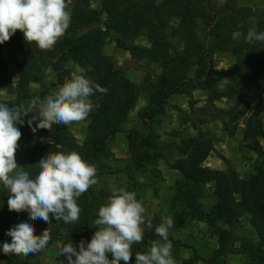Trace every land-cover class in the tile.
I'll return each mask as SVG.
<instances>
[{
  "label": "trees",
  "instance_id": "1",
  "mask_svg": "<svg viewBox=\"0 0 264 264\" xmlns=\"http://www.w3.org/2000/svg\"><path fill=\"white\" fill-rule=\"evenodd\" d=\"M93 1L98 2L99 9L92 7ZM255 1L258 6L251 8L239 5L236 0H66L71 6L70 26L52 50L43 51L35 43L27 44L19 30L10 38L9 43L20 54L15 64V88L3 61L2 49L6 42L0 44V90L14 98L1 103L10 107H27L36 96L44 100L45 92L35 93L31 85L42 82L45 70L53 71L56 82L62 85L72 78L69 65L83 67L88 78L108 90L106 94L97 92L91 97L100 107L86 119L87 131L81 144L62 129L52 127L33 132L27 121L34 112L24 118L23 125H18L22 132L19 144L32 145L23 168L32 177L38 174V162L48 152L75 151L96 165L98 183L78 199L82 211L77 224H65L55 218L50 224L41 220L30 221L27 212L9 211L7 191L0 185V256L6 259V264H41L32 256L5 255L2 251L5 241L11 243L6 232L21 222L32 223L35 235L48 229L51 239L43 250L58 242L89 241L97 229L94 220L98 218L99 208L112 194L100 187L99 178L117 173L103 163L114 158L110 149L112 140L124 134L132 173L152 165L162 156L154 126L173 96L190 95L196 90L205 91L209 101L219 100L222 96L220 76L213 66L216 53H227L234 58L232 72L238 77L245 74L251 81H257L258 76L264 74V43L246 41L249 30L264 32V0ZM201 28L205 30L202 39L199 36ZM112 34L117 48L159 66L161 72L154 83L146 80L137 86L115 68L113 59L104 53L105 43ZM141 37L147 47L133 45ZM242 83L250 86L247 80ZM141 96L147 103L141 116L147 129L145 134L124 129ZM35 126L33 123L32 127ZM243 139L248 148L264 161V150L260 146V141L264 142L261 116L247 122ZM177 150L179 158L173 169L180 174V181L175 185L169 213L173 228L183 229L191 221L203 222L209 227L219 224L214 228L217 248L209 259L202 260L204 264H226L232 255L242 257V264H264L262 168L258 167L254 174L241 178L234 170L221 172L204 167L211 146L203 137L183 141ZM127 180L135 183L132 174L127 175ZM207 184L213 186L212 202L208 205L203 201L205 191L202 190ZM244 216L248 217L252 238H242L236 248L234 231L240 227L239 222ZM146 225L143 241L133 245L130 264H135L136 252H146L152 241L160 239L155 233L159 224L151 230ZM169 240L177 264H197L194 248L195 257L186 259L177 251L185 245L179 240ZM109 259H112L110 254ZM120 264L124 262L120 261Z\"/></svg>",
  "mask_w": 264,
  "mask_h": 264
},
{
  "label": "clouds",
  "instance_id": "2",
  "mask_svg": "<svg viewBox=\"0 0 264 264\" xmlns=\"http://www.w3.org/2000/svg\"><path fill=\"white\" fill-rule=\"evenodd\" d=\"M70 22L71 11L66 0H0V44L9 41L19 30L27 44L35 43L40 50L49 51L65 35ZM246 41L264 43V32L249 30ZM76 73L45 100L36 96L27 107L0 103V185L9 193L8 210L27 212L30 221L50 224L55 218L65 224H77L82 211L78 199L98 183L96 165L75 151L48 152L39 160L40 170L35 177L27 171H17L20 166L16 153L22 137L18 125H23L30 113H37L27 121L36 132L50 129L53 124L84 121L100 107L91 97L97 92L106 94L108 90L88 78L83 67L77 66ZM145 211L134 191L113 189L99 208L98 218L94 220L97 231L90 242L82 239L74 245L69 240L59 255L66 257L67 264H120V261L130 264L133 245L144 238ZM146 226L152 229L150 220ZM172 227L170 216L156 226L155 233L160 239L152 241L146 252H136L135 264H177L169 240ZM6 235L11 237V243H3L5 255L37 253L51 239L48 229L35 235L34 225L27 221L13 226Z\"/></svg>",
  "mask_w": 264,
  "mask_h": 264
},
{
  "label": "rangeland",
  "instance_id": "3",
  "mask_svg": "<svg viewBox=\"0 0 264 264\" xmlns=\"http://www.w3.org/2000/svg\"><path fill=\"white\" fill-rule=\"evenodd\" d=\"M236 1L245 7L255 8L258 6V2L255 0ZM67 5L71 11L70 4L67 3ZM92 7L99 9L98 2L93 1ZM204 32V28L199 30L201 39L204 37ZM133 45L148 46L142 37ZM2 50L3 61L7 65L9 77L15 88L17 81L15 64L19 60L20 54L9 41L4 44ZM104 53L113 59L115 68L122 71L137 86H141L146 80L154 83L161 72L159 66L146 59L134 58L127 51L117 48L113 34L105 43ZM213 60L214 70L220 76L219 89L222 96L219 100L209 101L207 93L203 90H196L190 95L173 96L165 106L163 115L157 118L158 123L154 126V134L157 135L158 144L162 148L160 158L156 159L152 165H146L144 169L132 173L127 142L124 134H120L112 140L110 145L114 158L103 162L107 168L117 173L101 176L99 178L100 187L110 193L113 189L119 188L126 190L129 188V191H134L137 194V200L142 202L146 209L144 214L146 223L150 220L153 227L161 224L170 216L175 185L180 181V174L173 169V164L179 158L177 149L183 141L203 137L210 142L211 151L203 163V166L210 170L221 172L229 169L234 170L241 178L254 174L258 167L262 168L264 172V161L248 148V143L243 139L246 124L250 119L255 120L261 116L264 125V74H260L257 81H251L245 74L238 77L232 72L234 58L227 53H216ZM76 69L69 65L70 77L73 74H78ZM244 80H247L250 86L243 85ZM60 86L56 82L55 73L45 70L42 82L32 84L31 90L38 94L45 92V100L47 96L55 94ZM13 100V96L0 90V103ZM146 106L147 103L141 96L137 106L129 114L124 126L125 130H135L140 134L147 132L145 122L141 119ZM35 114L37 113L34 112ZM36 123L38 121L34 122L35 125ZM52 127L68 132L81 144L86 136L87 121L73 122L68 125L53 124ZM260 146L264 150L263 141H260ZM31 149L32 145H20L16 153L17 164L20 166L17 171L23 170ZM129 174L133 175L135 183L127 180ZM202 190L205 191L203 201L208 205L212 202L213 186L207 184L202 187ZM6 197L8 199V192ZM218 225L215 223L214 227H209L203 222L191 221L180 230L172 227L169 230V238L175 241L179 240L185 245L184 248L177 249L181 257L194 258L195 255L192 252L194 248L198 258L196 263L204 264L202 260L209 259L217 248L214 228ZM239 225L240 227L234 231L236 248L239 247L242 238H252L248 217H242ZM91 238L89 241L83 240L90 242ZM80 241L71 242L78 245ZM65 243L68 242L54 243L46 250L27 256L21 254V256L37 258L41 264H67L66 257L59 255V251ZM243 261L242 257L232 255L227 259L226 264H242ZM0 264H6V259L1 256Z\"/></svg>",
  "mask_w": 264,
  "mask_h": 264
}]
</instances>
